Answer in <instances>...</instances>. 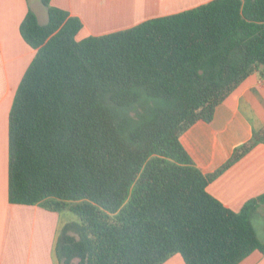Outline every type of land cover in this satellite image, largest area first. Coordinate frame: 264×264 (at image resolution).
Segmentation results:
<instances>
[{"label": "trees", "instance_id": "1", "mask_svg": "<svg viewBox=\"0 0 264 264\" xmlns=\"http://www.w3.org/2000/svg\"><path fill=\"white\" fill-rule=\"evenodd\" d=\"M20 24L36 53L8 116V200L75 215L60 264H237L264 252L252 216L207 184L264 141V125L204 174L181 142L247 76L264 78V0H211L76 39L78 17L42 0Z\"/></svg>", "mask_w": 264, "mask_h": 264}, {"label": "crops", "instance_id": "2", "mask_svg": "<svg viewBox=\"0 0 264 264\" xmlns=\"http://www.w3.org/2000/svg\"><path fill=\"white\" fill-rule=\"evenodd\" d=\"M211 0H49L78 17L82 27L76 39L135 26L143 21L190 9ZM32 10L47 22L42 0H0V264H59L55 254L58 234L70 211H52L39 204L8 200V116L15 91L36 49L20 33V24ZM264 125V78L247 76L214 110L210 121L198 120L181 135L194 164L208 174L218 169L233 150ZM207 192L231 210L264 193V141L224 169L206 186ZM261 204L252 216L262 215ZM68 211V212H67ZM68 213V214H65ZM264 223V222H263ZM264 230V226H263ZM264 233V232H263ZM161 264H185L179 253ZM237 264H264V252L253 250Z\"/></svg>", "mask_w": 264, "mask_h": 264}, {"label": "rangeland", "instance_id": "3", "mask_svg": "<svg viewBox=\"0 0 264 264\" xmlns=\"http://www.w3.org/2000/svg\"><path fill=\"white\" fill-rule=\"evenodd\" d=\"M262 215H260V214H258V215H256L255 216V220H254V222H255V225H256V228H257V231H258V233L259 234H261V235H263L264 233V230H263V226H264V206L262 207ZM68 212V211H67ZM65 214H68V213H65ZM70 214L73 216V217H75V215L72 213V212H70ZM60 264V263H59ZM73 264H77V262H76V260H74L73 261Z\"/></svg>", "mask_w": 264, "mask_h": 264}]
</instances>
